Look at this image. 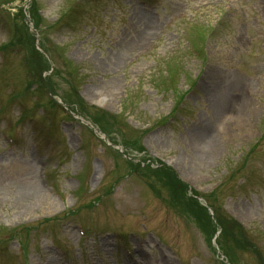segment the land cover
<instances>
[{
    "label": "rangeland",
    "instance_id": "374dc122",
    "mask_svg": "<svg viewBox=\"0 0 264 264\" xmlns=\"http://www.w3.org/2000/svg\"><path fill=\"white\" fill-rule=\"evenodd\" d=\"M33 1L26 7L41 15L39 26L54 60L49 71L50 63L40 55L42 64L48 62L41 71L47 73L46 81L77 114L81 108L75 102L84 103V109L91 105L81 100L76 86L86 102L95 101L116 116L107 119L104 149L102 131L95 129L88 110L82 109L85 130L76 120H62V103L46 107L52 116L42 115L45 110L37 102L46 104L49 95L43 89L39 96L27 93L23 98L33 118L18 121L20 107L9 97L25 84L23 57L30 49L1 45L0 264H134L127 245L132 254L142 248L153 264H220L206 236L161 200L143 176L132 173L126 178L129 166L120 150L165 163L176 158L179 176L205 193L219 184L223 160L228 155L238 158L256 142L260 146L249 164L262 166L263 179L254 175L238 189L224 183L214 199L253 232H262L254 240L264 256V0ZM24 3L0 0V44L11 38L16 22L25 23L24 15L15 19L11 14ZM75 7L74 20L58 30V17ZM209 23L216 29L208 39L205 67L197 53L201 28ZM22 30L26 32L23 25ZM173 78L180 87L175 95L160 90ZM187 89L186 102L176 113L175 98ZM222 102L230 105L229 115L219 113ZM167 115L174 118L158 125ZM148 124L153 128L143 134L131 128ZM203 126L219 131L211 151L207 142L197 143ZM142 143L145 152L139 154ZM57 156L56 179L48 180L46 170L57 165ZM80 171L85 189L79 202L74 174ZM55 182L66 200L52 188ZM113 183L96 206L66 213L69 206L90 203ZM254 184L255 191L248 189ZM27 227L34 229L25 235ZM22 240L27 241L23 254ZM256 259L253 251L238 252V264H260Z\"/></svg>",
    "mask_w": 264,
    "mask_h": 264
},
{
    "label": "bare ground",
    "instance_id": "6f19581e",
    "mask_svg": "<svg viewBox=\"0 0 264 264\" xmlns=\"http://www.w3.org/2000/svg\"><path fill=\"white\" fill-rule=\"evenodd\" d=\"M145 17H146V15H145ZM218 95V94H217ZM224 95H219V97H218V99H217V101H218V104L220 105V99L223 97ZM101 98H103V96H99V100L101 99ZM223 103V104H222ZM221 104V106H220V108H221V110H220V114H230V110H231V107H230V105L229 104H225L224 102H222ZM227 112V113H226ZM196 133V132H195ZM214 133H211L210 132V130L207 128V127H204L203 126V129L197 134V138H198V140H197V143L198 144H200V142H203L204 140L205 141H207L208 143H211V142H213V140H214V136L215 135H213ZM198 147V146H197ZM197 154H198V157H200V155H201V152L199 151V149L197 150ZM37 188V187H36ZM35 196H38L37 194H34Z\"/></svg>",
    "mask_w": 264,
    "mask_h": 264
},
{
    "label": "trees",
    "instance_id": "16d2710c",
    "mask_svg": "<svg viewBox=\"0 0 264 264\" xmlns=\"http://www.w3.org/2000/svg\"><path fill=\"white\" fill-rule=\"evenodd\" d=\"M18 30H20V28H18ZM27 36L29 37L30 41L26 40L25 43L31 44V48H32V49L30 48L31 49V57L30 58L34 62V68L38 71V73H40L41 71H43L48 66V62L45 60L47 63L46 64H42L44 59L40 58L41 54L39 53L38 50H36L34 48L33 41L31 40V36H30V34L28 32H27ZM20 38H22V37H20ZM22 39H24V38H22ZM33 56L35 58H32ZM45 84L48 87L52 88V86H51V84L49 82L46 81ZM81 109L85 110L84 108H81ZM96 119H98V118H96Z\"/></svg>",
    "mask_w": 264,
    "mask_h": 264
}]
</instances>
